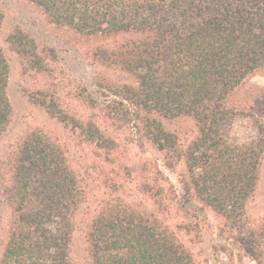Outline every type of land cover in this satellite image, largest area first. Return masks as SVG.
Returning a JSON list of instances; mask_svg holds the SVG:
<instances>
[{"label": "trees", "instance_id": "16d2710c", "mask_svg": "<svg viewBox=\"0 0 264 264\" xmlns=\"http://www.w3.org/2000/svg\"><path fill=\"white\" fill-rule=\"evenodd\" d=\"M30 1L53 24L80 36H127L97 46L93 57L128 79L85 84L79 97L99 109L106 123L131 127L138 143L148 142L163 154L169 169L183 163V192L178 197L158 172L141 184L155 210L117 198L82 220L91 195L84 175L72 166L65 146L33 131L0 160V195L7 210L0 264H77L73 233L82 224L91 264H197L166 224L164 213L175 202L181 210L216 212L256 264H264V219L248 213L261 177L264 122L229 101L264 69V0ZM4 18L0 4V39ZM5 41L27 71H50L56 54L41 48L35 36L18 27ZM9 74L0 43V138L12 123ZM30 97L115 162L120 142L98 120L69 110L47 89ZM242 114L255 118L258 131L245 142L231 136ZM180 117L193 118L198 126L189 143L167 128V120ZM118 191L115 184L113 193Z\"/></svg>", "mask_w": 264, "mask_h": 264}, {"label": "rangeland", "instance_id": "374dc122", "mask_svg": "<svg viewBox=\"0 0 264 264\" xmlns=\"http://www.w3.org/2000/svg\"><path fill=\"white\" fill-rule=\"evenodd\" d=\"M0 4L5 14L0 43L10 66L7 91L12 105L11 126L0 138V160L33 131H42L52 141L61 143L67 149L72 166L84 175L90 187L89 213L81 215V219L86 221L95 210L117 198L148 211L155 210L152 199L141 192V184L147 179L155 180L158 172L163 175L162 182L180 197L183 192L182 174L185 172L183 163L169 169L163 154L148 142L144 145L138 143L131 127L113 126L109 121L106 123L99 109L90 108L79 97L85 84L92 86L111 78L128 79L119 68L96 62L93 57L97 46L114 45L127 36L83 37L53 24L43 10L30 0H0ZM18 27L35 36L41 48L55 52L56 58L51 63L50 71H27L10 49L5 38ZM39 88L54 92L63 106L84 118H94L107 128L108 133L120 142L115 152V162L107 161L104 151L83 141L78 134L34 103L30 94ZM229 101L231 106L247 110L248 114L253 113L264 122V69L252 74ZM254 120L247 114L237 115L231 136L242 142L256 137L258 131ZM166 125L186 143L198 134V126L190 117L167 120ZM129 171L133 172L132 177L128 175ZM115 184L119 186L117 193H113ZM177 206L176 202L173 203L170 210L164 213L166 224L191 251L197 264H256L243 244L237 241L238 236L230 225L216 212L207 207L201 212L195 209L181 210ZM248 213L255 219H264V156L256 193L248 202ZM6 218L7 210L0 195V256L7 239ZM72 249L77 264H91L83 224L78 225L73 233Z\"/></svg>", "mask_w": 264, "mask_h": 264}]
</instances>
